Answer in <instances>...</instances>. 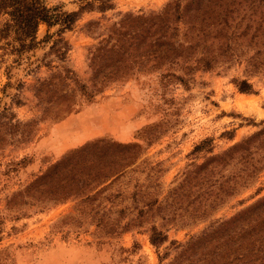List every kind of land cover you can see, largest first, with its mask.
Here are the masks:
<instances>
[{"label":"rangeland","instance_id":"374dc122","mask_svg":"<svg viewBox=\"0 0 264 264\" xmlns=\"http://www.w3.org/2000/svg\"><path fill=\"white\" fill-rule=\"evenodd\" d=\"M169 1L113 0L60 35L41 22L38 43L21 52L12 34L0 36V264H264V71L248 75L242 62L193 70L183 82L164 75L181 73L177 65L148 62L119 80L102 81L107 69L93 74L95 47L113 23ZM61 37L67 47L52 48ZM97 138L137 147L94 199H13ZM152 201L156 210L140 214ZM152 224L167 236L158 246Z\"/></svg>","mask_w":264,"mask_h":264},{"label":"trees","instance_id":"16d2710c","mask_svg":"<svg viewBox=\"0 0 264 264\" xmlns=\"http://www.w3.org/2000/svg\"><path fill=\"white\" fill-rule=\"evenodd\" d=\"M77 2V9L65 10L61 5L49 7L45 0H0V15L7 16L1 24L0 36L12 34L18 45L16 50L21 52L36 46V32L41 22L58 25L60 35L72 28L82 12H104L114 7L113 0ZM58 41L67 47L62 37L54 40L51 47ZM92 58L93 74L107 69L102 75V81L106 82L119 80L148 62H152V69H160L165 64L177 65L181 73L164 75L183 82L193 70L229 68L242 62L244 72L258 74L264 71V0H171L158 12L125 13L98 42ZM235 83L241 92L253 91L248 79H235ZM83 93L85 100L93 98L91 92L83 89ZM136 147L135 143L110 142L105 138L87 141L64 153L25 189L16 192L13 199L25 194L48 202L70 195L92 200L104 190L108 180L120 176L129 165V160L124 161L127 157L120 156L135 151ZM221 190L226 189L221 187ZM153 202L140 214L156 210ZM149 231V238L156 246L167 238L155 224Z\"/></svg>","mask_w":264,"mask_h":264},{"label":"crops","instance_id":"0c3cea01","mask_svg":"<svg viewBox=\"0 0 264 264\" xmlns=\"http://www.w3.org/2000/svg\"><path fill=\"white\" fill-rule=\"evenodd\" d=\"M58 125H59V123L54 125L53 131L56 130L59 127Z\"/></svg>","mask_w":264,"mask_h":264}]
</instances>
